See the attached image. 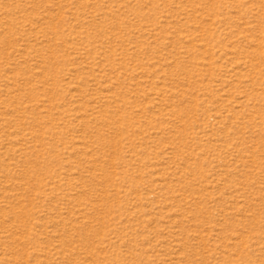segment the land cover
<instances>
[{"label":"rangeland","instance_id":"rangeland-1","mask_svg":"<svg viewBox=\"0 0 264 264\" xmlns=\"http://www.w3.org/2000/svg\"><path fill=\"white\" fill-rule=\"evenodd\" d=\"M0 264H264V0H0Z\"/></svg>","mask_w":264,"mask_h":264}]
</instances>
